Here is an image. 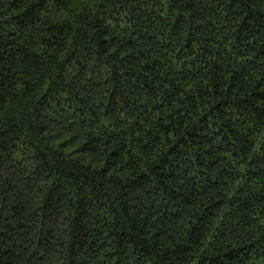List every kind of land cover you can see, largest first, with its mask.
<instances>
[{
  "label": "trees",
  "instance_id": "obj_1",
  "mask_svg": "<svg viewBox=\"0 0 264 264\" xmlns=\"http://www.w3.org/2000/svg\"><path fill=\"white\" fill-rule=\"evenodd\" d=\"M0 264H264V0H0Z\"/></svg>",
  "mask_w": 264,
  "mask_h": 264
}]
</instances>
